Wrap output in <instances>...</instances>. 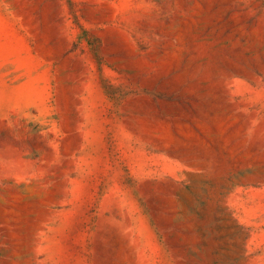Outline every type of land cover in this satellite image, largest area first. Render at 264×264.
<instances>
[{
    "label": "rangeland",
    "instance_id": "374dc122",
    "mask_svg": "<svg viewBox=\"0 0 264 264\" xmlns=\"http://www.w3.org/2000/svg\"><path fill=\"white\" fill-rule=\"evenodd\" d=\"M0 264H264V0H0Z\"/></svg>",
    "mask_w": 264,
    "mask_h": 264
}]
</instances>
